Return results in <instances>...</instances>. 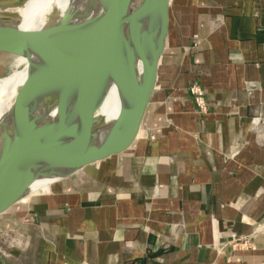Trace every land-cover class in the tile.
Segmentation results:
<instances>
[{"label": "crops", "instance_id": "1", "mask_svg": "<svg viewBox=\"0 0 264 264\" xmlns=\"http://www.w3.org/2000/svg\"><path fill=\"white\" fill-rule=\"evenodd\" d=\"M114 157L0 231V264L264 262V0H171L140 134Z\"/></svg>", "mask_w": 264, "mask_h": 264}, {"label": "water", "instance_id": "2", "mask_svg": "<svg viewBox=\"0 0 264 264\" xmlns=\"http://www.w3.org/2000/svg\"><path fill=\"white\" fill-rule=\"evenodd\" d=\"M127 1L65 0L61 8L54 4L42 29L25 33L13 21L1 18L0 54L13 57V68L0 78L21 69L15 65L16 57L25 59L26 73L0 112V162L15 130L44 157L10 179H0V231L78 172L96 165L99 155H124L138 138L166 47L171 0H139L146 38L74 71L62 85L49 125L41 124L36 115L52 75ZM108 92L115 99H132L135 123L131 129L123 126L110 139L91 143L78 132L79 119Z\"/></svg>", "mask_w": 264, "mask_h": 264}, {"label": "bare ground", "instance_id": "3", "mask_svg": "<svg viewBox=\"0 0 264 264\" xmlns=\"http://www.w3.org/2000/svg\"><path fill=\"white\" fill-rule=\"evenodd\" d=\"M55 3L63 7L65 0H0V20L4 18L13 21L22 33L35 31L32 25L36 23L39 14L44 9H48L50 4ZM3 9L5 10L2 11ZM138 9L139 0H128L52 75L36 108V115L41 124H50L62 85L74 71L119 48H131L146 38L147 32L143 28L142 17L139 15L140 9ZM45 24H47L45 18L39 19L36 27L45 26ZM17 61L23 65V74L8 82L0 83V112L4 108L7 97L25 78L26 61L21 57H18ZM131 101L132 99L126 98L115 99L108 92L98 106L88 109L80 116L78 132L91 143L114 137L136 115V108ZM115 106L119 111L118 115L108 117ZM134 122L135 120L132 124ZM13 143L19 146H11ZM7 144L0 162V179H10L44 157L38 147L27 143L18 130L11 134ZM20 148H23L22 152Z\"/></svg>", "mask_w": 264, "mask_h": 264}, {"label": "rangeland", "instance_id": "4", "mask_svg": "<svg viewBox=\"0 0 264 264\" xmlns=\"http://www.w3.org/2000/svg\"><path fill=\"white\" fill-rule=\"evenodd\" d=\"M54 4H50V7L48 9H44L39 16L37 17V21L36 23H34V25H32V27L34 28L35 31H39L40 28L42 29L44 26L41 27H36V25L38 24L39 19H43L45 18L48 21L49 15H50V11L54 8V7H59L61 8L60 5H57L55 3ZM5 9H3L2 11H4ZM41 21V20H40ZM36 27V28H35ZM18 57H16L15 59V65L16 66H20L21 69L19 70H14L12 73H10L9 75L0 78V83H5L8 82L11 79L17 78L18 76L23 74V65L22 63H18L17 61ZM13 57L9 56V55H2L0 54V77L6 75L8 72H10V70L13 68ZM3 231V230H2Z\"/></svg>", "mask_w": 264, "mask_h": 264}, {"label": "built area", "instance_id": "5", "mask_svg": "<svg viewBox=\"0 0 264 264\" xmlns=\"http://www.w3.org/2000/svg\"><path fill=\"white\" fill-rule=\"evenodd\" d=\"M189 93L193 96V100L196 106L202 111L204 110V103L202 99V91L197 85H190L188 88ZM258 121V117L252 119V123H256ZM264 264V262L262 263Z\"/></svg>", "mask_w": 264, "mask_h": 264}]
</instances>
